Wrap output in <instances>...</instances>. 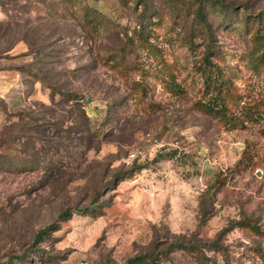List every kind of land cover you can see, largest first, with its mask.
I'll list each match as a JSON object with an SVG mask.
<instances>
[{
    "label": "rangeland",
    "instance_id": "374dc122",
    "mask_svg": "<svg viewBox=\"0 0 264 264\" xmlns=\"http://www.w3.org/2000/svg\"><path fill=\"white\" fill-rule=\"evenodd\" d=\"M20 111L50 168L0 171V264H264V0H0Z\"/></svg>",
    "mask_w": 264,
    "mask_h": 264
},
{
    "label": "trees",
    "instance_id": "16d2710c",
    "mask_svg": "<svg viewBox=\"0 0 264 264\" xmlns=\"http://www.w3.org/2000/svg\"><path fill=\"white\" fill-rule=\"evenodd\" d=\"M236 7L234 5L231 6L230 10H235ZM228 10H223L221 14L227 13ZM199 16H204V11L201 10V14L199 13ZM142 32H140L141 34ZM142 37H139L138 40H140ZM140 42V41H139ZM141 43V42H140ZM135 43H132L131 49H133L136 45ZM138 85H141V83H137ZM8 114V113H7ZM24 115V112H16L13 113L12 116L17 118V121H14L13 126L11 127L10 131H4L2 130L0 132V171L1 172H31L39 170L41 167L44 168V172L48 173V170L50 167H48L47 164L41 165V163L35 162L32 160L31 155L23 156L21 152H19L18 145H19V135L18 132L19 127L22 126L24 123L25 118H22L21 116ZM98 208V196L94 197L92 201L90 202V205L84 209H76L74 213H80V214H89L92 213L94 210ZM201 212L203 216L207 214L206 207H205V201L203 200L201 202ZM73 216L72 211H66L59 215L58 222H65L69 220ZM58 224H53L44 230L40 231L35 239V242H42L44 238H46L49 234V231L54 230ZM177 248H183L188 249V246L186 245H176ZM159 264V259L153 255V254H142L135 257H131L126 260L125 264Z\"/></svg>",
    "mask_w": 264,
    "mask_h": 264
},
{
    "label": "built area",
    "instance_id": "2783aa9c",
    "mask_svg": "<svg viewBox=\"0 0 264 264\" xmlns=\"http://www.w3.org/2000/svg\"><path fill=\"white\" fill-rule=\"evenodd\" d=\"M130 157H131V158H137L138 155H137L136 153H132V154L130 155ZM81 264H87V263H81Z\"/></svg>",
    "mask_w": 264,
    "mask_h": 264
}]
</instances>
